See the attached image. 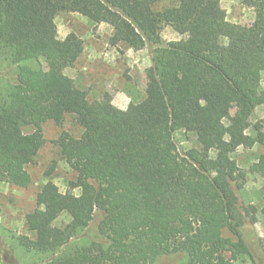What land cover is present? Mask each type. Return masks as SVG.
Returning a JSON list of instances; mask_svg holds the SVG:
<instances>
[{
    "label": "trees",
    "instance_id": "1",
    "mask_svg": "<svg viewBox=\"0 0 264 264\" xmlns=\"http://www.w3.org/2000/svg\"><path fill=\"white\" fill-rule=\"evenodd\" d=\"M162 1L0 0V64L18 66L15 85L0 91V180L31 184L26 168L47 121L61 126L72 116L82 129L79 138L62 132L55 141L80 193L62 196L44 184L37 193L44 208L25 216L32 238L16 237L26 252L48 257L41 264H155L171 254H183L184 264H232L241 255L257 264L243 234L250 213L235 192L247 172L231 154L248 142L249 128L264 146V120L251 121L264 107L255 94L264 75V0H242L254 9L249 29L227 21L220 0ZM61 12L109 25L128 49H149L142 100L125 110L109 98L91 102L63 73L84 44L74 33L57 40ZM164 27L182 38L163 43ZM39 58L45 69L21 65ZM179 132L195 137L197 153L179 152ZM248 172L264 178V162ZM62 213L71 220L56 241L50 227ZM96 213L107 244L63 250Z\"/></svg>",
    "mask_w": 264,
    "mask_h": 264
},
{
    "label": "rangeland",
    "instance_id": "2",
    "mask_svg": "<svg viewBox=\"0 0 264 264\" xmlns=\"http://www.w3.org/2000/svg\"><path fill=\"white\" fill-rule=\"evenodd\" d=\"M171 1L163 0L162 3L168 4ZM220 4L225 10L227 21L242 29H249L252 26L255 14L250 5L243 4L242 0H220ZM55 24L57 40L62 41L69 33H74L83 41L82 55L72 67L64 69L63 73L74 81L77 88L87 92L89 101L109 98L111 104L117 103L116 108L121 107L125 110L130 102L136 103L142 100L151 65L148 48L140 51L130 49L132 52L127 55L128 48L119 41L112 27L103 23H92L77 13H59L55 18ZM161 37L163 43L182 38L170 27L163 28ZM21 65L31 69H45L43 58L26 61ZM17 69V65L0 64V91L5 92L15 85ZM255 94L264 95V76ZM227 109L230 114L233 113L231 106ZM259 116L260 113L257 111L251 121L257 120ZM42 131L44 144L35 164L26 168L31 177V184L27 188H20L0 180V264H41V261L48 258L26 252L18 246L16 237L32 238L26 230L25 216L35 209L44 208L43 203L37 198V193L44 184L54 183L63 196L69 188L71 189L76 179V175L61 160L55 144L62 132H67L74 138L80 137L82 129L75 118L66 116L61 126L47 121L43 124ZM252 132H254L252 128L247 130L248 142L232 153L231 157L240 169L247 172L242 189H235L240 204L250 213L243 234L255 256L256 263L264 264V252L256 242L259 238L264 243V178L259 174L248 172L256 158L260 156V159H264V146L254 142L255 134L251 136ZM175 142L180 153H197L199 150V145L191 134L179 132L175 136ZM248 149H252V152L249 153ZM4 158L13 159L11 155H6ZM92 184L98 186L97 182L92 181ZM71 192L78 195L80 190L73 188ZM99 219L100 214L96 213L89 226L62 249L66 250L72 245L89 242H99L105 246L107 242L97 231ZM70 220L67 213H62L53 222L50 234L56 241H61L62 230ZM224 236L230 237L227 232ZM184 263L183 254H171L160 256L155 264ZM232 264L253 263L248 257L241 255Z\"/></svg>",
    "mask_w": 264,
    "mask_h": 264
},
{
    "label": "crops",
    "instance_id": "3",
    "mask_svg": "<svg viewBox=\"0 0 264 264\" xmlns=\"http://www.w3.org/2000/svg\"><path fill=\"white\" fill-rule=\"evenodd\" d=\"M99 28H101L100 26H99ZM130 52H132L130 49H128L127 50V55H129L130 54ZM264 76V75H263ZM118 104H122V103H118ZM112 105H114L115 107L117 106V103L116 102H113V104ZM118 109H121V110H124L123 108H121V107H117ZM257 111H259V113H260V116L258 117V119L257 120H264V107L263 106H259V107H257L256 109H255V111H254V113H253V117H254V115H256V113H257ZM253 134H255L254 132H252V134H251V136H253ZM254 150V149H253ZM248 152L250 153V152H252V149H248ZM264 162V159H260V156L258 157V158H256V160L254 161V163H258V162ZM254 175H256V174H254Z\"/></svg>",
    "mask_w": 264,
    "mask_h": 264
}]
</instances>
